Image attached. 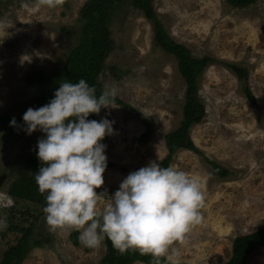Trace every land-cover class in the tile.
<instances>
[{
	"label": "rangeland",
	"instance_id": "374dc122",
	"mask_svg": "<svg viewBox=\"0 0 264 264\" xmlns=\"http://www.w3.org/2000/svg\"><path fill=\"white\" fill-rule=\"evenodd\" d=\"M87 1L63 0L55 9L39 0L0 1V116L20 118L45 92L47 85L28 80L38 73L49 79L65 65L79 43L80 12ZM151 7L172 42L193 59L211 60L197 79L204 117L189 131L199 154L179 150L168 164L201 178L202 222L174 247L179 264H226L235 238L264 229V0L243 8L227 0H151ZM108 21L112 49L97 83L101 91L116 88L123 104L102 109L97 119L115 122V134L102 141L112 166L101 188H113L107 193L111 196L130 172L166 159L164 138L183 122L187 86L178 61L157 46L154 24L141 10L128 1ZM34 51L45 58H36ZM23 55H31V62H22ZM230 65L245 70L247 79L237 78ZM144 134H149L146 142L141 141ZM43 136L40 131L27 135L20 127H0V262L28 231L29 250L16 264H100L104 242L86 248L77 231L51 230L43 207L7 195L26 175L24 161ZM207 160L227 175L218 177ZM107 203L104 195L98 211ZM74 232L77 246L71 241ZM38 242L41 246L33 247ZM246 264H264V247L252 252Z\"/></svg>",
	"mask_w": 264,
	"mask_h": 264
},
{
	"label": "clouds",
	"instance_id": "9594fccd",
	"mask_svg": "<svg viewBox=\"0 0 264 264\" xmlns=\"http://www.w3.org/2000/svg\"><path fill=\"white\" fill-rule=\"evenodd\" d=\"M55 9L63 0H39ZM36 58L44 54L34 51ZM31 55L21 61L31 62ZM117 89L105 87L99 95L84 79L61 82L48 103L29 107L23 125L13 117L10 126L27 135L40 131L37 158L41 167L34 180L46 194L42 211L51 230H75L80 243L95 249L107 239L120 255L139 252L152 258L150 264H179L174 245L184 243L189 232L202 222L204 207L202 180L174 167H161L157 161L130 172L118 190L108 196L104 185L107 169L106 136L115 134L114 121L101 118L102 109H117ZM107 114H110L107 113ZM160 161V157L158 156ZM107 205L98 211L104 195Z\"/></svg>",
	"mask_w": 264,
	"mask_h": 264
},
{
	"label": "trees",
	"instance_id": "16d2710c",
	"mask_svg": "<svg viewBox=\"0 0 264 264\" xmlns=\"http://www.w3.org/2000/svg\"><path fill=\"white\" fill-rule=\"evenodd\" d=\"M3 2L13 1H36V0H0ZM128 1L138 10L144 13L147 20L154 24V41L163 51L174 56L178 61V71L186 83L185 105L183 108V122L180 128L171 134L165 136V147L168 153L166 159L160 162L161 167H168L171 157L179 150L191 151L198 153L189 139V131L194 125L200 123L204 117V109L198 101V86L197 79L203 73L204 69L210 64V59L197 60L193 59L186 48L175 44L168 37L167 33L159 24L151 7V0H88L82 7L80 12V20L82 28L80 32L79 43L73 48L67 56L65 65L54 73L49 79L44 78L38 73L29 78L30 83L47 85L45 92L36 100L32 108H39L53 98L54 92L59 88L61 82L76 83L80 79H84L90 86H94L97 90V95L102 91L97 83V77L100 74L103 62L106 56L112 49L110 40V32L108 30V20L110 15L115 11L117 6L127 3ZM256 0H227V3L236 8H243L255 3ZM231 72L239 79H247L245 70H241L235 66H228ZM246 95L249 100H253L248 90ZM116 105L123 104L116 99ZM27 109L22 110L20 118L16 119L17 124L22 120V116ZM99 115L92 114L88 119L99 118ZM12 117L7 115L0 116V127H10ZM23 123V120L22 122ZM149 134H144L141 141L146 142ZM37 150L32 152V155L24 161L23 169L26 175L16 180L9 189L7 195L17 202H28L34 205L45 207L46 194H41L38 191V186L35 183L34 175L41 167V162L37 158ZM35 156V157H33ZM211 165L215 174L222 178L227 175V171L212 161L207 160ZM107 168L112 164L107 163ZM114 191L111 187H102L97 190V193ZM106 195V194H105ZM13 219L9 220L12 223ZM30 232L26 231L22 234L21 239L15 247L10 248L3 256L0 264H16L21 263L29 250L27 239ZM77 232L71 235V241L74 246H77ZM105 255L100 261V264H150L152 258L148 255H140L139 252L126 253L120 255L114 250L109 240L104 241ZM40 243H34L33 247H40ZM264 247V229L258 232L240 236L234 239L232 245V255L226 264H246L249 256L255 250ZM161 264H166L161 261Z\"/></svg>",
	"mask_w": 264,
	"mask_h": 264
}]
</instances>
